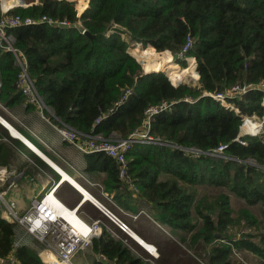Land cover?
Listing matches in <instances>:
<instances>
[{"label": "trees", "instance_id": "trees-1", "mask_svg": "<svg viewBox=\"0 0 264 264\" xmlns=\"http://www.w3.org/2000/svg\"><path fill=\"white\" fill-rule=\"evenodd\" d=\"M0 1L5 9L15 6L11 13L72 24L43 22L14 29L15 43L28 58L54 122L83 133L127 138L145 127L148 107L176 101L152 117L150 133L164 143L136 142L129 150L128 179L104 152L87 154L85 173L91 179L122 207L145 209L160 223L186 232L181 239L207 264H247L234 263L235 250L253 252L264 262V170L258 166L264 165V135H247L242 144L236 140L242 116L189 83H172L190 76L199 79L203 90L226 92L235 84L264 80V0H77L79 14L84 13L80 17L70 0H39L38 6ZM131 41L148 48L141 51L138 45L129 51ZM159 55L170 60L164 68L170 78L158 68L160 61L152 60ZM136 57L145 70L158 72L145 73ZM0 65V101L8 107L29 105L17 87L14 55L1 47ZM128 89L131 93L123 98ZM262 98V91L252 89L229 99L243 113L262 117ZM220 144H228L227 157L184 149L206 151ZM18 161L16 148L0 138V166ZM204 184L220 191L200 193L198 186ZM232 194L247 206L235 209ZM18 235V224L0 210V257L12 253L20 264H48L32 247L15 246ZM88 256L92 264H152L103 226L92 237Z\"/></svg>", "mask_w": 264, "mask_h": 264}, {"label": "built area", "instance_id": "built-area-1", "mask_svg": "<svg viewBox=\"0 0 264 264\" xmlns=\"http://www.w3.org/2000/svg\"><path fill=\"white\" fill-rule=\"evenodd\" d=\"M11 6L7 9H2L0 15V47L4 51L11 52L15 58V64L19 67L17 76V87L23 95L26 96V102L37 105L43 112V109L51 111L52 108L44 100L36 85L35 79L29 72L28 58L25 52L16 45V35L14 29L32 24L47 22L50 25L56 26H70L69 20H58L53 17L43 15L39 18L32 16H23L21 14L11 13ZM84 32L85 29H82ZM1 86V82H0ZM258 89L263 92L262 104L264 106V80L258 83H247L245 85L235 84L226 92H210L204 90V94L213 96L216 100L226 107H232L233 104L229 99L232 96L243 94L249 90ZM131 91L126 90L123 98H126ZM186 100L191 98L186 97ZM122 102V100H121ZM176 101L168 103L163 101L158 105H153L147 108L146 125L132 132L127 138H111L105 136L102 132L83 133L73 126L61 122L55 123L43 112L44 117L49 120L58 130L64 140L75 145L81 151L86 153L104 152L112 156L119 163L120 176L123 179H128L129 174V158L128 152L136 142L140 143H164L160 138L153 136L150 133L152 117L158 112L167 109ZM233 102V101H232ZM55 116V115H54ZM256 116V115H255ZM254 115L245 117V122L240 128V132L236 138L242 144H246L245 136L258 135L264 131V115L259 117V123H262L257 132L251 133L248 130V124L258 122ZM102 117H99L98 122ZM258 118V117H257ZM179 147L178 144H172ZM228 144H220L219 146L203 151L197 147L184 148L193 155H200L206 153L215 157H227L225 149ZM249 163L258 165L253 159L247 160ZM264 170V165H258ZM0 171H6L5 168ZM54 188L52 186L45 190L41 196H34L30 202L22 210L14 198H6L7 190H0V199L4 202L6 210L4 218L9 221H16L23 225L31 234L39 238V241L54 254L56 259L66 262L67 264H74L73 258L78 250L89 246L91 242L92 233L99 227L98 221H86L79 214L78 204L75 207L68 206L62 199L54 198ZM12 193V192H11ZM54 199V200H53ZM56 200V201H55ZM105 212L109 214L112 219H116L120 226L127 227V225L104 206ZM74 215L78 220L74 219ZM0 264H20L15 256L11 253L9 256L0 257Z\"/></svg>", "mask_w": 264, "mask_h": 264}, {"label": "rangeland", "instance_id": "rangeland-1", "mask_svg": "<svg viewBox=\"0 0 264 264\" xmlns=\"http://www.w3.org/2000/svg\"><path fill=\"white\" fill-rule=\"evenodd\" d=\"M42 1L44 3V0ZM70 1H73L75 3L76 14L79 17L84 15V14H79L78 12L77 0H70ZM29 4L37 5V6L40 5L39 0H33L30 2L26 0H19L16 6L18 5L26 6ZM0 9L1 10L5 9L1 5V1H0ZM92 12L95 14L99 13V11L96 10L95 8ZM1 14H2V11H1ZM79 24L81 26V22H79ZM138 45L141 46L140 48L141 51L142 50L145 51L148 48L141 43L138 44L136 42L131 41L130 46H129V51L131 48H133V50H136V46ZM157 52L160 53V51H157ZM137 60L139 61L138 58ZM152 60H155V61L157 60V62L160 61L157 64L158 68L164 71L165 73L164 68L166 64L170 63L169 62L170 60L160 55L156 59H152ZM178 63L182 64L183 66L185 65L182 59ZM141 66H142V63H141ZM165 74L167 75V73ZM172 83L175 85L189 83L195 89L202 91L203 93L205 92L199 83V79L195 81L190 76L185 77V79L183 81H180V83H175L173 81ZM231 103L233 104V106L230 108L236 111L237 114L242 116V125H243L246 120L244 118L251 116V115L248 113H243L234 102L231 101ZM0 109L2 110V108ZM0 115L2 114L0 113ZM255 119L260 121L259 117L257 118V116H255ZM14 125L16 126V124ZM0 128L2 129V131L0 129V138L6 141L11 140L13 141L12 142L13 144L16 142V144H18V147L20 148L21 151L17 149L16 150L18 154H20V156L24 157L23 159L24 161L31 158L33 161L35 160L37 162V159L34 158L36 157V154L33 153L30 149H28L21 140L17 138L16 140H14L11 136L13 135L11 131L10 132H8V130L5 131V129L2 126H0ZM260 135H264V131ZM150 144H155V143H150ZM169 144L172 145L171 143ZM46 155L48 156V154ZM58 164H60L61 166L69 167V163L61 158H58ZM39 165L41 168H39L38 166L32 167V170H31L32 173L28 175H25V174L23 175L21 173H17L16 171H13V172L0 171V190H4V189L7 190L5 194L10 197V194H11L10 192L12 190L19 191V187H16V186L21 185L26 191L25 193L23 192L24 193L23 195L22 194L18 195V194H15L14 192L11 194L12 197L15 200H17L19 204L22 201L28 200L26 199L27 193L29 194V197L41 196L45 190L49 189L53 185L54 182L61 183V187L58 188L59 190L57 189L58 190L57 196L60 199H62L68 206L70 207L75 206L79 202L80 198H82V196L70 184L61 182L59 180V175L55 171L53 170L49 171L47 169L45 170L44 166L43 168L41 164ZM31 177H35L34 180H32ZM36 178H37V182L35 180ZM41 180L44 181L43 182V184L45 185L44 191H40L41 190L40 188L43 185L41 184L42 183ZM86 184L91 189V192L104 204V206L108 208L112 213L117 215V217L120 218L127 225V227L120 226V224L118 223L116 219H112L109 216V214L105 212L104 208L100 207L101 209L100 210L98 207L92 205V203L86 202L84 203V205L80 206V208L82 207L80 210V213L81 215L86 216L87 219L83 218L82 216L81 217L89 222L93 220H97L99 224V227L97 228V230H95L90 237L91 242H92V237L94 235L101 233L102 226H103L115 238L121 239L122 241H124V243L127 244L137 255L141 256L146 261L151 262L152 264H207L206 259L204 257H201L200 255L195 253L193 250H191L186 245L184 240L181 239V235L187 234L186 232L181 231L177 228H174L173 226L167 223L159 224L155 218H152L151 216H149V214L144 210H141L139 213L128 210L122 207L120 204H118L114 200V198H112L111 196H109L108 198L106 195L107 193H105V195L102 194L101 189H99L98 185L95 186L87 181H86ZM34 186L37 187V189H34L33 188ZM198 190L200 193L214 194L220 191V188L215 187L214 185L204 184V185H199ZM231 201L235 209H240L241 207L247 206L244 199L236 196L235 194H232ZM80 203L82 204L81 200H80ZM251 208L255 210L257 213H260V209L258 205H254ZM0 210L3 216L6 208L4 207V204L2 203L1 200H0ZM74 219L77 220L76 217H74ZM12 222H16V221H12ZM16 223L18 224V234L19 235L15 241V246L19 247V246L27 245L28 247H32V249L36 250L40 254L41 245L43 246V244L39 241V238L35 236L34 234H31L23 225L19 224L18 222ZM238 227L239 225L236 226L235 229H238ZM129 230H133L138 235L143 237L145 240L155 245L158 254L155 255L152 252H150L147 248L143 247L132 236ZM217 235L220 236L219 233H217ZM91 242L89 243V246L85 248H81L80 250L76 252L73 258L74 264H92L93 263L94 259H92V257H87L88 254H90L91 252ZM232 260L234 261V263L242 261V263H247V264H264V262L258 255L254 254L253 252L246 251V250L245 251L235 250L232 254Z\"/></svg>", "mask_w": 264, "mask_h": 264}, {"label": "crops", "instance_id": "crops-1", "mask_svg": "<svg viewBox=\"0 0 264 264\" xmlns=\"http://www.w3.org/2000/svg\"><path fill=\"white\" fill-rule=\"evenodd\" d=\"M0 80H1V65H0ZM0 108H2V110L0 109V113L2 114L1 115L2 117H4L6 120H8L12 125L16 124V126L15 125L14 126L20 132H22L28 139H30L34 143H36L37 146H39V148L42 149V151L44 153L46 152V154H48V156H50L55 162H57V164H58V158H61L65 161H67L69 163V167H67V166H63V167L66 168L86 189H88L91 192V189L86 184V181H87V182H89L95 186L98 185L99 189H101L102 194L105 195L106 192L103 189V185L100 182L96 181L97 179H95V178L91 179L85 173V168L88 165L87 154H89V153L81 151L75 145H73L72 143H70L67 140H64L62 138V136L58 132L57 128L49 120H47L43 115V112H44L47 117L54 120V115L51 111H49L47 109H43V112H42V110L37 105L31 104V103L29 105H25L24 103L15 104L12 107H8L4 103H2L1 101H0ZM0 126H2L5 129V131L8 130V132H10V130L6 127V125L3 122H1V120H0ZM1 131H2V129H1ZM11 136L14 140H16V138L21 140L20 138L16 137V135L15 136L11 135ZM8 142H10V144H12L17 150L21 151L20 148L18 147V144H16V142L14 144L12 143L13 141H11V140H8ZM22 142H23V144H25V146L28 149H30L33 153L36 154V157H34V158L37 159V162L35 160L33 161L31 158L24 161L23 160L24 157L20 156V154H19V161L16 164H11L10 166H0V168H5L6 171H9V172L16 171L17 173H21L23 175L24 174L28 175V174L32 173L31 170H30V172L28 171L29 165H31L32 167L38 166L39 168H41L39 165V164H41L42 167L43 166L45 167V170L46 169L49 171L53 170L56 172L54 167H52L48 162H46L37 152H35L24 141H22ZM52 153H54V154H52ZM101 174L105 175V172L103 171V172H101ZM31 178H32V180H34L35 177H31ZM35 180L37 182V178ZM43 182L44 181H42L41 184H43ZM63 184H65V183H63ZM16 187H19V191H13L12 190L11 191L12 193L14 192L15 194H18V195L22 194L23 195L26 192L25 189L21 185H18ZM33 188L37 189V187H35V186ZM40 189H41L40 191H44L45 185L43 184ZM74 189L77 191L78 188L75 187ZM58 190H57V192H58ZM78 193L82 196V193H80V192H78ZM11 194H10V197L13 198ZM32 195H34V194H32ZM106 195L109 198L110 195L108 193ZM10 197L6 195V198H10ZM26 197H27L26 199H28L27 201H22L21 203H19L20 208L21 209L23 208L22 210H24V207L30 202L31 198L34 196L29 197V194L27 193ZM80 200H81V198H80ZM80 200H79V202H80ZM86 202L92 203V205H94L96 207L99 206L96 203H94V201H91V200H88ZM86 202H84V203H86ZM2 203L4 204L3 201H2ZM84 203H82L81 206L84 205ZM4 207H5V204H4ZM98 208L100 209V207H98ZM141 210L146 211L145 209H141ZM140 211H138L136 213H139ZM149 216H151V215L149 214ZM158 223L162 224L159 221H158ZM87 257H89V256H87Z\"/></svg>", "mask_w": 264, "mask_h": 264}, {"label": "bare ground", "instance_id": "bare-ground-1", "mask_svg": "<svg viewBox=\"0 0 264 264\" xmlns=\"http://www.w3.org/2000/svg\"><path fill=\"white\" fill-rule=\"evenodd\" d=\"M186 52L185 51H181L180 55H184ZM0 119L2 120V122L6 125V127L12 132L14 133V135L16 136H21V138H24V140L27 141V145L30 146L35 152L45 156L53 166H55V170L57 172V174L59 175V180L61 182H65L70 184L72 187H76L78 188L77 191L82 193V198H81V202L84 203L88 200L94 201V203H96L99 206H103L104 204H102L88 189H86L66 168H64L63 166L57 164L54 160H52L50 157H48L43 151L42 149L39 148V146H37L36 143H34L32 140L28 139L22 132H20L14 125H12L8 120H6L4 117H2L0 115ZM258 122H254V123H249L248 126V130L251 133H255L257 132L259 128L258 126H261L262 123H259V120H257ZM61 186V183H56L52 185V188L54 192V198H59L57 196V189ZM54 200V199H53ZM56 201V200H55ZM77 205V204H76ZM75 205V206H76ZM73 206V207H75ZM78 206H81V203H78ZM103 208V207H102ZM77 216V215H76ZM74 215V217H76ZM77 218V217H76ZM78 220V218H77ZM132 234V236L145 248H147L150 252H152L153 254L157 255V249L155 247V245H153L152 243L148 242L147 240H145L143 237H141L140 235H138L136 232H134L133 230H129ZM40 254L43 256V258L48 262V264H67L66 262H63L61 260L56 259V257L54 256V254L52 252H50L47 248H45L44 246L41 245V251Z\"/></svg>", "mask_w": 264, "mask_h": 264}, {"label": "water", "instance_id": "water-1", "mask_svg": "<svg viewBox=\"0 0 264 264\" xmlns=\"http://www.w3.org/2000/svg\"><path fill=\"white\" fill-rule=\"evenodd\" d=\"M84 14V13H83ZM84 32H86L87 34H89L91 37L93 36L89 31H87V30H85ZM148 46H152V45H148ZM154 49H155V47L154 46H152ZM156 50V49H155ZM167 50H170V49H167ZM171 51V50H170ZM172 52V51H171ZM141 63V62H140ZM143 67V66H142ZM152 71H155V70H151V71H147V70H145L144 69V72L145 73H148V72H152ZM197 73H198V71H197ZM199 74V73H198ZM200 76V75H199ZM169 77V76H168ZM170 78V77H169ZM1 120V119H0ZM1 122H2V120H1ZM13 135H14V133H12ZM15 136V135H14ZM16 137H18V138H20L22 141H24L25 143H27V141L26 140H24V138H21V136H16ZM39 154V153H38ZM46 162H48L52 167H54L55 168V166H53L52 164H51V162L45 157V156H43V155H41V154H39ZM0 169H3V168H0ZM98 207H103L104 208V205L103 206H98Z\"/></svg>", "mask_w": 264, "mask_h": 264}]
</instances>
